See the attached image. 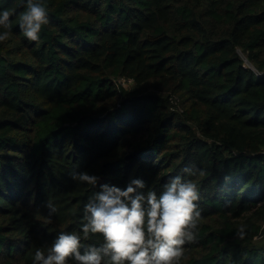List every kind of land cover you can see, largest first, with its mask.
I'll return each mask as SVG.
<instances>
[{"label": "trees", "instance_id": "16d2710c", "mask_svg": "<svg viewBox=\"0 0 264 264\" xmlns=\"http://www.w3.org/2000/svg\"><path fill=\"white\" fill-rule=\"evenodd\" d=\"M41 3L49 23L29 41L25 0H0L15 13L0 43V264H32L61 231L100 246L81 230L100 185L159 195L177 175L201 210L180 264H264V0Z\"/></svg>", "mask_w": 264, "mask_h": 264}, {"label": "clouds", "instance_id": "9594fccd", "mask_svg": "<svg viewBox=\"0 0 264 264\" xmlns=\"http://www.w3.org/2000/svg\"><path fill=\"white\" fill-rule=\"evenodd\" d=\"M25 10L19 14V28L29 41H38L42 26L49 23L48 12L41 0H25ZM14 12L0 13V43L11 36ZM182 172L188 177L205 173L195 166H186ZM74 181L95 187L99 176L88 172H74ZM142 179H131L123 189L102 184L84 205L83 239L99 234L100 246L83 245L76 232L61 231L47 253L37 249L32 264H180L184 245L198 240V222L201 210L198 185L185 176L171 178L159 195L143 191ZM49 218L57 212L47 201ZM245 229L237 230L243 239ZM83 249V251H82Z\"/></svg>", "mask_w": 264, "mask_h": 264}, {"label": "rangeland", "instance_id": "374dc122", "mask_svg": "<svg viewBox=\"0 0 264 264\" xmlns=\"http://www.w3.org/2000/svg\"><path fill=\"white\" fill-rule=\"evenodd\" d=\"M130 85H131V84L127 85V87H128V88H132L133 86H130ZM174 99H175V101L177 102V104L174 105V107H175L176 109H178V108L183 109V107L180 106V104H181L180 98H179V97H175Z\"/></svg>", "mask_w": 264, "mask_h": 264}]
</instances>
